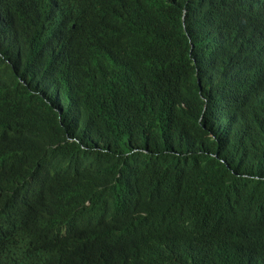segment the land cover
<instances>
[{"label":"trees","instance_id":"1","mask_svg":"<svg viewBox=\"0 0 264 264\" xmlns=\"http://www.w3.org/2000/svg\"><path fill=\"white\" fill-rule=\"evenodd\" d=\"M113 6L116 25L86 36L0 0L14 188L27 204L40 183L54 198L111 188L121 264H264V0L82 8Z\"/></svg>","mask_w":264,"mask_h":264},{"label":"clouds","instance_id":"2","mask_svg":"<svg viewBox=\"0 0 264 264\" xmlns=\"http://www.w3.org/2000/svg\"><path fill=\"white\" fill-rule=\"evenodd\" d=\"M23 1L30 5L34 21L47 23L41 30L63 29L89 36L117 23L115 6L97 19L83 10V0ZM186 12L183 7V19ZM0 60L12 67L2 51ZM6 148L0 118V264H121L111 241L113 219L119 215L111 188L92 184L85 196L63 193L54 198L48 185L40 183L27 204L14 188Z\"/></svg>","mask_w":264,"mask_h":264},{"label":"bare ground","instance_id":"3","mask_svg":"<svg viewBox=\"0 0 264 264\" xmlns=\"http://www.w3.org/2000/svg\"><path fill=\"white\" fill-rule=\"evenodd\" d=\"M3 21V20H2ZM5 27V26H4ZM7 30V29H6ZM8 31V30H7ZM3 49V48H2Z\"/></svg>","mask_w":264,"mask_h":264}]
</instances>
